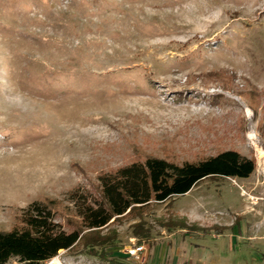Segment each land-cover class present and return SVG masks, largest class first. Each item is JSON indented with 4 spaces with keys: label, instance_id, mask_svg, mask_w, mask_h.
<instances>
[{
    "label": "rangeland",
    "instance_id": "1",
    "mask_svg": "<svg viewBox=\"0 0 264 264\" xmlns=\"http://www.w3.org/2000/svg\"><path fill=\"white\" fill-rule=\"evenodd\" d=\"M227 149L256 170L83 229L41 264H264V0H0V231L35 201L82 229L75 192L99 196L102 173Z\"/></svg>",
    "mask_w": 264,
    "mask_h": 264
},
{
    "label": "trees",
    "instance_id": "2",
    "mask_svg": "<svg viewBox=\"0 0 264 264\" xmlns=\"http://www.w3.org/2000/svg\"><path fill=\"white\" fill-rule=\"evenodd\" d=\"M256 167L254 158L235 149L194 161L176 162L158 156L132 161L99 176V196L88 191L82 194L75 192L82 229L64 228L56 221L52 208L45 203L35 201L23 209L21 226L0 231V264L13 257L29 264H41L55 257L60 250L71 249L78 244L85 238L83 229L95 233L109 226L113 219L130 214L136 207L185 194L205 178H247ZM134 235L141 238L150 234L148 231H134ZM116 240L114 231L108 242Z\"/></svg>",
    "mask_w": 264,
    "mask_h": 264
},
{
    "label": "built area",
    "instance_id": "3",
    "mask_svg": "<svg viewBox=\"0 0 264 264\" xmlns=\"http://www.w3.org/2000/svg\"><path fill=\"white\" fill-rule=\"evenodd\" d=\"M146 250V246L143 243H134L127 249V254L131 257H139Z\"/></svg>",
    "mask_w": 264,
    "mask_h": 264
},
{
    "label": "bare ground",
    "instance_id": "4",
    "mask_svg": "<svg viewBox=\"0 0 264 264\" xmlns=\"http://www.w3.org/2000/svg\"><path fill=\"white\" fill-rule=\"evenodd\" d=\"M55 264H60V261L58 259L54 260Z\"/></svg>",
    "mask_w": 264,
    "mask_h": 264
}]
</instances>
